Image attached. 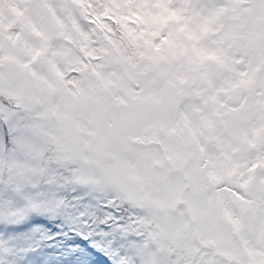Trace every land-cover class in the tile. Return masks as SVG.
Instances as JSON below:
<instances>
[{
    "label": "snow or ice",
    "instance_id": "1",
    "mask_svg": "<svg viewBox=\"0 0 264 264\" xmlns=\"http://www.w3.org/2000/svg\"><path fill=\"white\" fill-rule=\"evenodd\" d=\"M0 264H264V0H0Z\"/></svg>",
    "mask_w": 264,
    "mask_h": 264
}]
</instances>
